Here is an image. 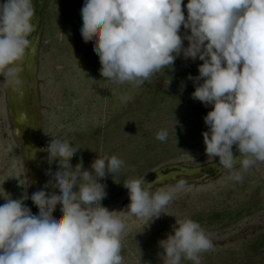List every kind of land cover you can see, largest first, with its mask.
Masks as SVG:
<instances>
[{
  "label": "clouds",
  "instance_id": "9594fccd",
  "mask_svg": "<svg viewBox=\"0 0 264 264\" xmlns=\"http://www.w3.org/2000/svg\"><path fill=\"white\" fill-rule=\"evenodd\" d=\"M35 4L0 0V75L6 78L15 79L17 62L31 45ZM80 16V36L91 41L104 81L138 87L161 69L174 70L178 58L202 61L198 75L187 79L195 88L192 98L211 106L202 133L207 157H218L217 173L229 172L236 181L242 171L264 162V0H83ZM180 88H186L184 81ZM167 137V129L156 135L160 141ZM43 151L49 165L56 164L46 171L44 186L30 196H2L0 264H122L126 226L117 213L147 218L148 228L174 191L186 185L178 179L166 191L144 177L130 178L122 183L130 203L110 211L101 203L107 196L101 181L111 175L115 182L124 163L120 158L97 156L88 167L79 159L73 166L69 157L78 149L60 139H51ZM29 199L35 214L25 203ZM157 243L162 264L182 259L199 264V254L213 247L190 218H175L171 232Z\"/></svg>",
  "mask_w": 264,
  "mask_h": 264
},
{
  "label": "rangeland",
  "instance_id": "374dc122",
  "mask_svg": "<svg viewBox=\"0 0 264 264\" xmlns=\"http://www.w3.org/2000/svg\"><path fill=\"white\" fill-rule=\"evenodd\" d=\"M82 5L83 0L47 1L35 80L38 105L31 90V107L21 109V114L30 119L19 126L22 136H15L18 127L7 101L11 78L0 75V204L5 203L3 197L19 198L25 192L30 196L35 190L26 156L31 147L29 125L36 119L40 139L34 154V175L42 187L49 179L46 171L56 168L55 162L49 165L48 153L43 151L51 139L67 140L78 149L69 157L73 166L82 159L88 167L97 156L115 155L124 162L115 182L111 175L101 181L107 186V196L101 203L110 211L125 210L130 203L122 185L130 178L144 177L154 183L160 174L218 163V157L215 161L207 157L202 135L208 130L204 117L211 106L192 98L195 88L187 79L189 74L198 75L202 61L178 58L174 70L171 66L161 69L138 87L104 81L91 41L80 36ZM182 81L186 83L183 91ZM30 99L27 93L24 100ZM161 129L168 131L165 141L156 139ZM241 175L242 179L236 181L231 173L224 172L207 182L200 176H178L156 185V189L167 191L178 179L186 181L161 209L164 214L148 228L147 218L117 213L126 226L121 236L122 264H162L157 242L171 232L175 218L198 222L212 241L213 247L199 254V264H264V162ZM25 203L34 214L38 212L30 199ZM53 214H59L58 207ZM181 264L193 262L182 259Z\"/></svg>",
  "mask_w": 264,
  "mask_h": 264
},
{
  "label": "water",
  "instance_id": "95a60500",
  "mask_svg": "<svg viewBox=\"0 0 264 264\" xmlns=\"http://www.w3.org/2000/svg\"><path fill=\"white\" fill-rule=\"evenodd\" d=\"M48 0H36L35 7L37 9V19L34 21L36 28L34 33L32 34V37L30 39L32 40L30 47L26 50V54L23 58H21L20 61L17 63L21 66V74L19 77H16V82L14 83L13 87L9 90V102H10V115L13 118V121L15 122V125H17L18 129L15 130V136H18L19 134L22 136V131L20 129V124H27L29 123L30 119L26 118L24 115L21 114V109L23 107L29 106L31 107L30 101L33 102V96L31 92L27 90V87L25 85H22L24 81L27 80L28 78H31L32 80V86H33V94L35 96V101L36 104L38 105V94L35 88V80L37 77V67H38V59H39V52H40V46L42 42V36H43V27H44V15H45V10H46V5H47ZM29 93L31 98L28 100H24L26 98V94ZM37 108V106H36ZM21 116H24L23 118ZM35 122L29 125L28 129V142L31 143L30 153L29 150L26 149L25 152L29 153L28 156H26L27 160V167L29 170V176H30V182L31 185L34 187V191H37L42 188L41 186V181H37V175H34V169L37 166L34 158L35 150L38 147V142L40 139V133L37 132L38 124H37V119L34 120ZM38 133V134H37ZM36 135V136H35ZM21 139V138H20ZM21 141V140H20ZM22 149H25V145L21 143ZM34 150V153H33ZM24 152V150H23ZM238 155V153H237ZM218 164V163H217ZM216 164V165H217ZM216 165L214 166H208V167H202L199 169L195 170H183L181 169L180 172H175V173H170L169 175H159L157 177V180L154 182V185H161L165 184L167 182H172L176 180L178 176H188V177H195V176H200L202 177L203 180H207L208 178H216L220 173H217L216 171ZM162 173V172H161ZM202 180V181H203Z\"/></svg>",
  "mask_w": 264,
  "mask_h": 264
},
{
  "label": "flooded vegetation",
  "instance_id": "af4514ba",
  "mask_svg": "<svg viewBox=\"0 0 264 264\" xmlns=\"http://www.w3.org/2000/svg\"><path fill=\"white\" fill-rule=\"evenodd\" d=\"M18 74H19V76H20V74H21V66H20V71L17 72V75L15 76V78L18 77ZM28 77H29V76H27V80H28V81L25 80L24 83H23L22 85H25L27 88L29 87L28 90H29V92H31V90H33L34 88H33L32 83H31V82H32L31 78H28ZM36 80H37V79H36ZM15 82H16V79L13 80V79L11 78V82H10L11 84H10V87L8 88V91L11 89V87H13V85H14ZM36 84H37V83H36V81H35V88H36ZM36 91H37V90H36ZM7 101H8V105L10 106V102H9V93L7 94ZM25 103L28 104L29 102H25ZM223 173H224V172H223ZM219 175H221V173H220ZM219 175H218V176H219ZM164 176H165V175H164ZM218 176H217V177H218ZM210 179H212V178H208L207 180H204V181L207 182V181H209Z\"/></svg>",
  "mask_w": 264,
  "mask_h": 264
},
{
  "label": "trees",
  "instance_id": "16d2710c",
  "mask_svg": "<svg viewBox=\"0 0 264 264\" xmlns=\"http://www.w3.org/2000/svg\"><path fill=\"white\" fill-rule=\"evenodd\" d=\"M262 246H264V244Z\"/></svg>",
  "mask_w": 264,
  "mask_h": 264
}]
</instances>
